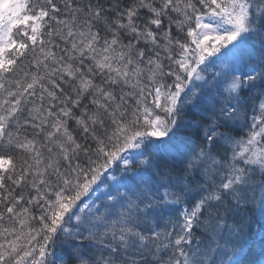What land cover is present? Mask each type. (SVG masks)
I'll return each mask as SVG.
<instances>
[{
  "label": "snow or ice",
  "instance_id": "obj_1",
  "mask_svg": "<svg viewBox=\"0 0 264 264\" xmlns=\"http://www.w3.org/2000/svg\"><path fill=\"white\" fill-rule=\"evenodd\" d=\"M0 264H264V0H0Z\"/></svg>",
  "mask_w": 264,
  "mask_h": 264
}]
</instances>
